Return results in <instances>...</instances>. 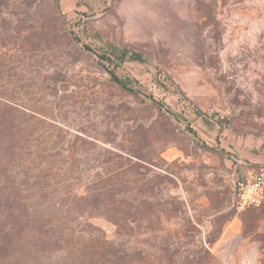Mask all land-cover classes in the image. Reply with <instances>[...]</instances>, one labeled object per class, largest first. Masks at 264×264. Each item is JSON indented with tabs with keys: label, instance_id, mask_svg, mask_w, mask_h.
<instances>
[{
	"label": "rangeland",
	"instance_id": "1",
	"mask_svg": "<svg viewBox=\"0 0 264 264\" xmlns=\"http://www.w3.org/2000/svg\"><path fill=\"white\" fill-rule=\"evenodd\" d=\"M61 137L85 160L79 196L101 180L122 187L120 227H79L137 264H264V203L235 207L239 181L261 168L227 145L264 154V0H0V183L36 192L29 219L21 206L0 224V264H75L73 220L58 199L39 204L33 178L60 160Z\"/></svg>",
	"mask_w": 264,
	"mask_h": 264
},
{
	"label": "trees",
	"instance_id": "2",
	"mask_svg": "<svg viewBox=\"0 0 264 264\" xmlns=\"http://www.w3.org/2000/svg\"><path fill=\"white\" fill-rule=\"evenodd\" d=\"M40 28L42 29L43 27ZM45 48L47 50H50L52 47L50 45H46ZM121 55L125 57L127 53L123 52L121 53ZM130 58L134 61H144L143 56L138 53H133ZM122 60H124V58H122ZM111 76L112 80L123 89L128 90L132 93H138L130 84L131 81L124 80L115 73H111ZM47 133L50 134L49 131ZM61 133H67V131ZM55 147L56 155L59 156L60 160H58V157L56 156L57 159H53L50 163L47 164L46 167L33 174V178L39 180L40 182V186L35 189L37 191V195L39 194L41 198L39 204L48 202L50 203L52 199H58L60 213L70 215L67 217H70L71 220H73V227L70 226L68 231L74 237V246L72 249L68 248L64 250L65 255L68 254L69 263H140L139 261H137V255L135 253L126 252L118 246V242L110 241L109 239H107L105 233H103L99 228L97 229L91 227L88 222L86 231L83 229V226L79 227L78 225V223L86 217L94 218L104 216L105 218L115 222V224L120 227V223L122 221L121 207L123 203L120 200L116 199L115 196H118L121 193L122 187H118V185L116 184H106V182L104 183V180H101L100 183L89 186L88 189H86V196H79L77 194L76 182L81 178L84 172L83 169H80V165L85 162V160H82L83 156L81 157L82 154L79 153V150L77 148H75L74 151H71L69 148L73 149V146L70 147L67 143H64L62 137L60 139V142L56 144ZM68 153H71V156L65 157L64 154ZM78 154L80 155L77 156ZM100 164H105V161H101ZM101 169H104V167H101ZM102 176L103 177H101V179L106 176V173H104V171L102 172ZM56 177H58V183L54 185L51 184V180L57 179ZM24 184L28 185L27 182H24ZM34 195H36L34 189H23L19 185L11 186L8 182L0 183V214L4 215L3 217H1L4 222H1L0 220V224L2 223V226H9L13 222V219L16 217V215H18L21 206H23L24 210L22 211L25 215V218L27 214V218L29 219L28 210L30 211L31 208L34 209L35 206V204H31L33 200L32 197ZM109 197L111 198L112 203L106 201V199ZM109 206L113 208L109 209ZM48 219L49 215L47 214L44 223H42L41 225H45L47 227L51 226L52 223L48 221ZM38 220L39 218L35 219L33 222L39 223L37 222ZM33 224L34 223L29 221V224L27 223V225H25V229H28L30 232L35 231L37 229V226L34 227ZM41 225H39V227L42 229ZM84 235H88L89 238L85 239ZM205 256H209L210 258L213 257L210 251L206 248H204L203 259H205ZM143 262H145L143 264H152L149 258H144Z\"/></svg>",
	"mask_w": 264,
	"mask_h": 264
},
{
	"label": "built area",
	"instance_id": "3",
	"mask_svg": "<svg viewBox=\"0 0 264 264\" xmlns=\"http://www.w3.org/2000/svg\"><path fill=\"white\" fill-rule=\"evenodd\" d=\"M236 210L242 213L251 207H260L264 203V174L252 175L239 181Z\"/></svg>",
	"mask_w": 264,
	"mask_h": 264
},
{
	"label": "crops",
	"instance_id": "4",
	"mask_svg": "<svg viewBox=\"0 0 264 264\" xmlns=\"http://www.w3.org/2000/svg\"><path fill=\"white\" fill-rule=\"evenodd\" d=\"M251 146L247 148V142H242L241 139L237 142L238 145H233L235 143H227L228 151L232 152L233 158L242 165L252 166L254 168L260 167V173L256 171L248 170L245 176L249 177L252 175L264 174V154L259 149L261 148V143H256V141H251ZM253 144V145H252ZM258 149L260 152H257Z\"/></svg>",
	"mask_w": 264,
	"mask_h": 264
}]
</instances>
